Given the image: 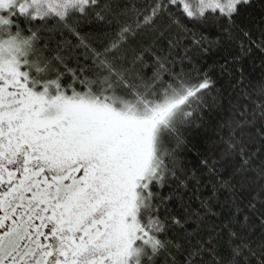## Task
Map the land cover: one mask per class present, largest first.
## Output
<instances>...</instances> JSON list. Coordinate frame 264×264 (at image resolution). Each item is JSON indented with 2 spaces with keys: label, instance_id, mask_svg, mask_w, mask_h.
Returning <instances> with one entry per match:
<instances>
[{
  "label": "snow or ice",
  "instance_id": "1",
  "mask_svg": "<svg viewBox=\"0 0 264 264\" xmlns=\"http://www.w3.org/2000/svg\"><path fill=\"white\" fill-rule=\"evenodd\" d=\"M0 264H264V0H0Z\"/></svg>",
  "mask_w": 264,
  "mask_h": 264
}]
</instances>
